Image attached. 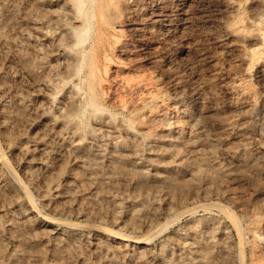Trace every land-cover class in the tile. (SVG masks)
Returning a JSON list of instances; mask_svg holds the SVG:
<instances>
[{
    "label": "rangeland",
    "instance_id": "obj_1",
    "mask_svg": "<svg viewBox=\"0 0 264 264\" xmlns=\"http://www.w3.org/2000/svg\"><path fill=\"white\" fill-rule=\"evenodd\" d=\"M85 3L0 0V264H264V0Z\"/></svg>",
    "mask_w": 264,
    "mask_h": 264
},
{
    "label": "bare ground",
    "instance_id": "obj_2",
    "mask_svg": "<svg viewBox=\"0 0 264 264\" xmlns=\"http://www.w3.org/2000/svg\"><path fill=\"white\" fill-rule=\"evenodd\" d=\"M73 2L76 5L77 12H78V17L81 16L82 14H85L84 13V9H83L85 7L83 5L86 4L85 3L86 0H73ZM100 8H101V17L103 19V22H106V23L109 22L110 23V19L112 17V14H108L107 13V11H108V3L107 2L101 3ZM95 15L96 14L93 12L92 18H95ZM73 30L75 32L76 45L78 46V45L84 44L87 41V39H88L87 28L82 30V31H80V32L76 28H73ZM72 34H73V31H72Z\"/></svg>",
    "mask_w": 264,
    "mask_h": 264
}]
</instances>
